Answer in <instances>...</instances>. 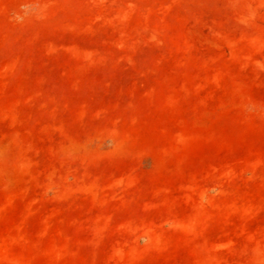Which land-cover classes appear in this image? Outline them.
<instances>
[{"label":"rangeland","instance_id":"rangeland-1","mask_svg":"<svg viewBox=\"0 0 264 264\" xmlns=\"http://www.w3.org/2000/svg\"><path fill=\"white\" fill-rule=\"evenodd\" d=\"M0 264H264V0H0Z\"/></svg>","mask_w":264,"mask_h":264}]
</instances>
